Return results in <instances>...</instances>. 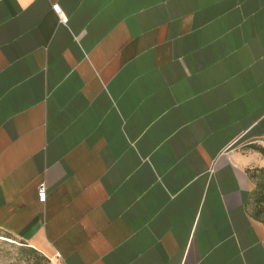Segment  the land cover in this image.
Here are the masks:
<instances>
[{
	"label": "crops",
	"instance_id": "1",
	"mask_svg": "<svg viewBox=\"0 0 264 264\" xmlns=\"http://www.w3.org/2000/svg\"><path fill=\"white\" fill-rule=\"evenodd\" d=\"M263 142L264 0H0V232L47 259L264 264Z\"/></svg>",
	"mask_w": 264,
	"mask_h": 264
},
{
	"label": "rangeland",
	"instance_id": "2",
	"mask_svg": "<svg viewBox=\"0 0 264 264\" xmlns=\"http://www.w3.org/2000/svg\"><path fill=\"white\" fill-rule=\"evenodd\" d=\"M253 171L254 189L249 207L253 214L259 215L260 218L264 219V205L258 202L260 194L264 192V168ZM261 211L262 213H260ZM28 248L32 247L21 239L0 232V264H62L57 261L44 260L37 255L25 251Z\"/></svg>",
	"mask_w": 264,
	"mask_h": 264
},
{
	"label": "built area",
	"instance_id": "3",
	"mask_svg": "<svg viewBox=\"0 0 264 264\" xmlns=\"http://www.w3.org/2000/svg\"><path fill=\"white\" fill-rule=\"evenodd\" d=\"M53 11L59 16V18L64 21L63 13L59 5H53ZM38 199L39 202L45 203L47 199V192H46V183L43 182L38 187Z\"/></svg>",
	"mask_w": 264,
	"mask_h": 264
},
{
	"label": "trees",
	"instance_id": "4",
	"mask_svg": "<svg viewBox=\"0 0 264 264\" xmlns=\"http://www.w3.org/2000/svg\"><path fill=\"white\" fill-rule=\"evenodd\" d=\"M250 148L253 149V150H255V151H257V152H259V153L264 157V147H263V146H260V145H252V146H250ZM252 177H253V179H254V175H253ZM252 194H253V193H252ZM251 197H252V196H251ZM258 202H259V204H263V205H264V192L260 194L259 199H258ZM263 211H264V208H263ZM260 213H262V211H261ZM258 217H259V215H258ZM25 251H28V252H30L31 254L37 255V256L43 258L44 260L49 261V259H47L45 256H43L42 254H40V253H39L37 250H35L34 248H28V249L25 250Z\"/></svg>",
	"mask_w": 264,
	"mask_h": 264
}]
</instances>
